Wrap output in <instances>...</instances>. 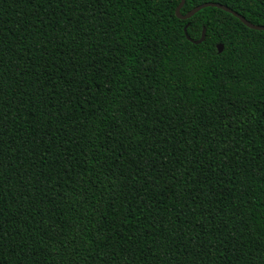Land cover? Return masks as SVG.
<instances>
[{"label": "trees", "instance_id": "16d2710c", "mask_svg": "<svg viewBox=\"0 0 264 264\" xmlns=\"http://www.w3.org/2000/svg\"><path fill=\"white\" fill-rule=\"evenodd\" d=\"M181 1L0 0V264H264V31Z\"/></svg>", "mask_w": 264, "mask_h": 264}, {"label": "water", "instance_id": "95a60500", "mask_svg": "<svg viewBox=\"0 0 264 264\" xmlns=\"http://www.w3.org/2000/svg\"><path fill=\"white\" fill-rule=\"evenodd\" d=\"M185 1L186 0H182L180 5L178 6V8L176 9V14L177 16L180 18V19H183V20H186V19H190L191 17H193L196 13H198L200 10L204 9V8H207V7H216V8H220L222 10H225L226 12H229L231 14H233L234 16H236L237 18H239L246 26H248L249 28H252L254 30H262L264 31V25H258V24H254L250 21H248L243 15H241L240 13L234 11L233 9H231L230 7L224 5V4H221V3H218V2H207V3H204V4H201L195 8H193L191 11H189L188 13L186 14H181V9L182 7L184 6L185 4ZM189 25H186L185 26V32H186V36L187 38L195 43V44H200L202 43L205 38H206V28H203V31H202V35L201 37L198 39V40H194L192 39L189 34L187 33V28H188ZM217 49H218V52H222L223 49H224V45L223 44H218L217 45Z\"/></svg>", "mask_w": 264, "mask_h": 264}]
</instances>
